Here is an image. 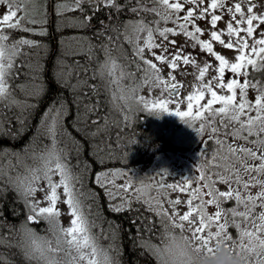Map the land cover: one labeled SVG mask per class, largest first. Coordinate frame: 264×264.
Masks as SVG:
<instances>
[{"label": "snow or ice", "instance_id": "snow-or-ice-1", "mask_svg": "<svg viewBox=\"0 0 264 264\" xmlns=\"http://www.w3.org/2000/svg\"><path fill=\"white\" fill-rule=\"evenodd\" d=\"M149 3L153 7L149 8ZM73 4L74 7L61 5L58 14L62 15L64 11L83 12L84 4L89 5L93 16L102 8L116 9L117 12L123 10L117 0H73ZM136 5L130 11L140 19L126 24L125 32L131 30L130 40H138L141 32H146L147 36L142 46L135 45L134 56L126 64L118 63L112 57V48L105 46L106 60L92 69L91 76H88V69H81L75 63L59 66L58 83L73 92L78 104L82 103L79 93H83V99L102 93L107 97L105 103L110 110L104 117L91 120L89 124V118L100 110V102L97 101L85 104L82 111L78 108L77 123L83 122L94 128L90 139L96 140L106 133L110 135L111 127L119 128L120 122L127 131L132 126L130 114L146 113L157 118L161 114L175 115L199 137L202 148L194 171L182 177L179 183L168 184L163 182L166 176L172 177L167 169L156 172L159 182L152 176L148 184L131 174L129 169L120 172L125 183L119 185L118 190L127 198L128 210L133 203L142 202L162 219L164 228L184 231L187 223L188 236L196 242L198 249L212 253L216 245H223L242 264H264V83L255 79L256 73L264 72V12L257 11L264 4L260 0H136ZM0 7H4L0 13V102H3L0 108L12 112L19 109V115L0 111V135H3L5 122L10 124L15 119L23 126L26 116L34 108L27 101L14 99L10 82L23 74L22 69H27L29 80L22 89L26 95L38 97L44 92V84L38 62L35 67H29L27 61L19 65L16 63L17 58L25 56V46L38 48L39 45L27 39L9 44L10 35L7 33L11 30L29 31L27 23H35V20L29 21L27 5L23 0H0ZM147 15L155 19L146 20ZM93 16H85L70 26H86ZM225 17L228 18L225 28L218 29V23ZM199 21H206L209 28H202ZM160 22H171L174 27L160 28ZM169 35H183L185 44L177 47V41L170 40ZM205 35L207 39L202 38ZM109 44H112L111 38ZM217 44L235 52V62L217 52ZM189 46L193 50L199 47L212 59H206L201 64L192 52L187 51ZM145 50L154 59L146 58ZM133 64L136 66L134 71L130 70ZM177 73L184 79H178ZM228 73L233 75L226 81ZM190 75L193 81L189 84L186 79ZM240 76L244 77L243 83L238 79ZM89 79H100V83L89 85ZM144 87L148 88L149 95H137ZM249 89L259 93L254 102L247 98ZM205 100L206 103H202ZM112 112L117 113L119 122L109 125ZM65 116L63 103L50 106L44 113L42 135L50 136L54 142L63 138ZM7 134L11 135V132ZM134 143L135 133L124 144L125 160L129 146ZM209 144L213 145L211 151ZM15 155L8 152L0 155V184L3 185L0 191L15 190L24 197L32 212L27 216L28 222L46 220L54 232L63 235L62 238L58 235L53 244L52 241L41 240L25 226V231L13 228L8 235H0V240H8L9 248L18 247L24 257L44 260L46 264H116L115 258L108 255L112 249H102L98 237L91 234V228L96 225L89 221L82 208L91 193L83 183V173L73 174L66 151L54 146L46 156L40 157L45 161L42 167H28L23 173L17 170L18 165L13 164L11 159L7 164L3 162ZM114 175L112 172L98 174L96 182L104 179L107 186L117 187L107 179ZM54 176H59L58 182L53 180ZM40 181L46 184L40 187ZM193 184L196 186L192 187ZM218 184L226 185L227 190H220ZM61 188L65 197L62 202L69 207L73 217L72 226L66 229L56 227V218L60 214L57 209L60 202L58 190ZM253 188L258 189L255 194L251 191ZM37 191L45 192L43 201L29 199ZM153 192L155 195H152ZM171 192L186 194L188 198L181 200L177 196L171 199ZM161 195L171 207V213L164 208L159 199ZM41 203L48 206L40 207ZM229 203L234 206L227 207ZM182 204L187 210L180 214L178 206ZM209 207L215 211L209 213ZM114 210L119 212L124 209L116 207ZM231 228L237 230V238L230 234Z\"/></svg>", "mask_w": 264, "mask_h": 264}, {"label": "trees", "instance_id": "trees-1", "mask_svg": "<svg viewBox=\"0 0 264 264\" xmlns=\"http://www.w3.org/2000/svg\"><path fill=\"white\" fill-rule=\"evenodd\" d=\"M25 2L23 0V3ZM62 2L58 0L51 1L52 16L50 18L49 0H40V5L36 4V12L33 17L29 16L30 20H35V23H27V27L32 30H11L9 32L11 41H14V35L18 38L22 35L39 45L38 48L25 46L23 49L25 56L17 58L16 63L19 65L27 61V63H32L33 67L37 62L39 63L44 92L38 97L27 95L23 97L20 92H17L18 87L16 85L26 84L29 80L27 69H22L23 74L11 81L14 95L19 96L18 99L21 101L33 104L34 108L26 116V123L23 126L18 124L15 119L10 124L5 122L3 129L5 134L0 135V154L3 155L5 152L18 154L22 151V148L25 145L27 146L28 142L33 139L34 134L39 133L36 126L45 112L44 109L47 110L54 103H63L66 108L63 123L65 131L67 129L69 134V139L67 140V135L57 139L65 151L71 150L68 151L67 160L73 163L71 164L72 172L73 174L83 173V183L87 186L86 190L91 192V197L84 202L90 207L89 217L91 222L96 225V227L91 228L92 234L96 235L100 242L106 238L104 245H112L110 255L115 258L116 264H156L153 254L141 245L143 242L150 241L154 235L152 233L157 217L155 213L146 210L148 208L142 202L139 207L137 203L131 205V210H128L129 207L119 212L111 210L107 206L105 187L98 186L99 183L95 182L96 176L93 171L99 166H103V168L110 166L113 161L104 159L111 157L107 154L110 146L118 147L117 150L120 151L134 133L136 143L129 146L127 160L120 153V157L116 159L119 160L117 163L121 165V168L126 167L125 164L132 160L135 167L138 163L145 165L150 161L153 151L161 148V146L163 147V144L167 143L168 140L161 132L152 128L154 116L146 113H136L132 126L128 127L127 131H124V125L120 123L119 128L111 127L110 135L106 133L105 136H101L96 140L90 139V134L95 129L86 126L83 122L77 123L79 118L78 108L82 111L85 104L100 102L98 114L89 118L90 124L91 120L104 117L108 113L106 106L103 105L105 104V97L93 94L90 99H83V93H79L82 103L78 104L77 97L73 95V92L58 83L59 66L63 63L78 64L81 69H88V76H91L92 69L100 65L98 59L102 55L104 56L105 46L112 48L114 54L122 56L119 58L124 63L120 61V64L127 63V48L121 39L123 17L127 10L122 8V11L117 12V10L111 11L109 8H102L93 16V11L87 4L86 7H83V12L66 11L60 15L58 14L61 11L60 6L66 5L64 0ZM85 16H93L86 26L77 24L73 27L64 24L62 21L66 18H72L75 20L73 23H75L83 20ZM101 22H103V25ZM101 32L104 35H97ZM110 38L112 44H109ZM113 44L115 47H113ZM81 75L83 76V73ZM74 82H76L75 79L72 80L73 84H75ZM88 83L89 85H97L99 81L89 79ZM84 91H88V89ZM1 110L9 112L10 115H19L18 109L14 112L6 108H0ZM136 115H138V118L135 119ZM115 119L119 122V116L111 114L108 124H115ZM8 132H11V135H8ZM118 136L120 137L119 140L117 139ZM42 137H45V143L48 135H42ZM141 146H144V148H141ZM15 156L5 159H11V162L14 163L17 161ZM105 161L108 163H104ZM25 223L26 207L19 194L11 189H6L5 192L0 191V235H8L13 228L23 232ZM33 224L38 229V227H41L42 222L41 224ZM94 229L98 232L95 233ZM147 231H149L148 234ZM101 232L104 235L107 234L106 237L103 236L102 238ZM159 239L156 240L159 241ZM13 242L15 243V240ZM8 244V240H0V262H4V264H40L36 259L24 257L18 247L9 248Z\"/></svg>", "mask_w": 264, "mask_h": 264}, {"label": "rangeland", "instance_id": "rangeland-1", "mask_svg": "<svg viewBox=\"0 0 264 264\" xmlns=\"http://www.w3.org/2000/svg\"><path fill=\"white\" fill-rule=\"evenodd\" d=\"M39 1L40 0H26V2L24 3L25 5H27V11H28L30 17H33L34 13L36 12V4H39ZM58 1H61V3H63L62 2L63 0H58ZM64 1L66 2V3L64 2V4H66L65 5L66 7H74L73 0H72V2H71V0H64ZM151 7H153L152 4H150V8ZM3 11H4V7H0V13H2ZM64 12H66V11H64ZM151 18L153 19L155 17H153L151 15ZM30 19L31 18H29V21H31ZM62 21H63L64 24L70 25V23H73V21H75V20L72 19V18H66V19H63ZM62 21H61V23H62ZM226 22H227V20H224V21L219 22L218 25H217V28L218 29H224L225 26H226ZM59 24H60V21H59ZM201 25H202V28H206V29L209 28V25L206 23V21H204ZM158 27H160V28H164V27H174V25L171 22H168V23L160 22L159 25H158ZM30 30H32V29H30ZM7 34H9V33H7ZM146 36H147V33L146 32H141L140 33V38L138 40L141 41V42H143V40H144V38ZM14 37H15L14 38V41H11V39H10V41H9L10 44L11 43H14L15 41L20 40V39H27L29 41H32L31 39H28L26 37H23L22 35L19 36V38L17 36H15V35H14ZM202 38L203 39H207V35H205ZM156 39H157V42H159V39L160 38L158 36L156 37ZM169 39L170 40H172V39L176 40L177 41V44H179V45H184L185 44V37L183 35H178V36H174V37L171 36V35H169ZM216 47L219 50V53L220 54L224 55L226 58H228L230 61L233 62V60L235 58V55H236L235 52H233L231 50V53H229L228 51H225V49H223V47L220 46V45H218V44L216 45ZM224 53H226V55ZM147 58L148 59L149 58L150 59H153L152 57H147ZM28 66L29 67H33V64L28 62ZM164 68H165V73L164 74L166 75L167 74V66L165 65ZM189 70H191V69H189ZM177 78L178 79H184V77H182L179 73H177ZM98 81L100 83V79H98ZM192 81H193V77L191 75L188 76L187 79H186V83H189L190 84ZM74 83H76V82H74ZM25 85L26 84H23V83H20L19 85H16V87H18L17 92H20V94L23 97H26L25 92L22 90L23 89V86H25ZM12 90H14V88H12ZM190 90L191 89L189 88L188 91H190ZM136 94L137 95L143 94V95H145L147 97L149 95V90H148L147 87H144L143 89L139 90ZM185 94H187V93H185ZM27 96H30V95H27ZM101 96L104 97V94L102 93ZM18 97L19 96H17V95L15 96L14 95V99L16 101H21V100L18 99ZM2 103L3 102H0V104H2ZM133 107H135V106L133 105ZM2 109H4V108H2ZM47 110L44 109L45 112ZM106 110H107V112H109V110H110L109 109V106L106 107ZM44 113L42 114L41 119L38 122V125L36 126L37 127V130H39V133L38 134H34L33 139H31L28 142L29 144L27 146L25 145L22 148L23 150L20 151L18 154H16L17 156H15L17 161L14 162L13 164L18 165L17 170L19 172H21V173H23L24 170H25V168H28V167H32V168H40V167H42L43 164L45 163V161L42 160V159H40V157L41 156H46L47 155V152L49 150L53 149L54 146L56 148L63 149L60 146L58 139L54 142L53 139L50 136H48L47 140L44 143L45 137H42V133H41ZM111 114H114V116H118L117 113H115V112H112ZM130 115L132 116V114H130ZM164 115H165V118H167V120H168V121H166V123L168 124L166 126V129H169L170 132H172L174 134V136L172 135V133H170V132L167 133V132H165L163 130L162 131L163 132L162 135L165 134L166 138L170 139L171 141H169L167 139L168 142L167 143H164L163 144V147L161 146V148H158L155 151H153V154L150 156V161L153 162V163H152V165L148 169L142 170L139 174H135V173L133 174L134 176H139V179L140 180H143V182L145 184H148L149 183L150 177H152V176H155L156 181L159 182L160 181V177L159 176H156V172L159 171V170H161V169H167L168 172L172 176V177L166 176L164 178L163 182L165 184H168V183H179L182 180V177L189 176L190 175L187 172L188 171L187 169H185L182 166H180L184 162H190V156H187L185 153L182 154L178 149H175V148L172 147V144H174L173 141L174 142L177 141L179 139V136L182 138L183 144H186L187 145V143H186L187 137L185 136L186 133H184L182 131L179 132V129H177L176 123H175L176 120H177V118H176L175 115H172V114H164ZM115 118H117V117H115ZM160 120H161L160 117L159 118H156V120L153 121V125L152 126H157V123ZM117 122H118L117 119H115V122L114 123H117ZM120 123L122 124V122H120ZM158 129H160V128H158ZM65 136H66V138L68 140L69 139V137H68L69 134L67 132V129L65 131ZM168 144H170V145H168ZM141 148H144V146L143 147L141 146ZM110 149H111V151L108 150L107 154H109V156H111V157H107L108 159L107 158H104V159H106L107 161H109V160L112 161L113 160V161L118 162L119 160L117 161L116 159H118L120 157L119 156V153L123 156V149H121L120 151H118L117 150L118 147H113V146H110ZM190 150L191 149H184L185 152H188ZM68 151H71V150L68 149L66 151L67 155H68ZM128 153H129V151H128ZM0 155H2V154H0ZM17 157L19 159H17ZM99 159H101V158L99 157ZM8 160L9 159H5L4 160V163L7 164ZM107 161H105L104 163H106ZM191 161L193 162V158L191 159ZM67 162L69 163V165L71 167L72 166L71 164H73V163L72 162H69L68 160H67ZM141 167H144L145 168V167H148V165L147 164L141 165ZM71 169H72V167H71ZM118 169H119L118 167H117V169H113L112 168V170L110 169V167L106 169V171L111 170V172H113L115 174L114 176L107 177V179L108 180H112L113 183L117 186V187H111L112 189H106L105 190V193H106V196H107V206L110 207L111 210H114L115 209L114 207H121V208L126 207V206L129 207V205L127 203V198L124 196V194L122 192H120L118 190V186L125 183V179L120 177V172L121 171L118 170ZM123 171H124V169H123ZM98 174L99 173H96V177H97ZM53 180L55 182H58L59 181V176H54L53 177ZM101 182L106 183V181L104 179H101ZM45 184H46L45 181H40L39 182V186L40 187H43ZM138 186H139V184H137V187ZM0 187H3V185L0 184ZM5 190L6 189H4L3 191L5 192ZM145 191H147V189ZM109 193H111V195H109ZM58 195L60 196V202L57 204V209H58V211H59L60 214L56 218V220H57L56 227L57 228H65L66 229V228L72 226L71 221H72V218L73 217H72V214H71V211H70L69 207L62 202L65 199V197L63 196V189L62 188L58 190ZM152 195H155V193L153 192ZM19 196L22 199V201H23V203H24V205L26 207V223L24 224V226H27V230L33 231L36 236H38L39 238H41V240L52 241L53 244L55 243L58 235L61 236V238H62V235L63 234L54 232L53 231V228H52V225H50L46 220H40L42 222V225H41V227H38V229H36L34 227V224L32 222H28L27 221V215L28 214H32V212H31V210L29 208V205L25 202L24 197L21 196L20 194H19ZM44 196H45V192L37 191L35 193V196L34 197H29V199L34 200V201L35 200L43 201L44 200ZM177 196H179L181 198V200H187V198H188L186 194H182L180 192H171L170 193V198L171 199H175ZM159 199L164 203V208L166 210H168L169 213H171L172 209L167 204L166 200L164 199V196L161 195L159 197ZM112 203H114V204H112ZM137 204H138V207H139V205H141V203H137ZM39 206L40 207H44V206H48V205L46 203H41ZM82 208H83L84 214L88 217L89 221L91 222V219L89 217L90 207L88 205H86V203L84 202ZM178 208H179L180 214H183V212L187 210L186 205H183V204L180 205V206H178ZM146 210H148V209H146ZM40 221L38 223L41 224ZM177 222H179V221H177ZM154 224H155V228H154L153 233H152V234H154L153 237L151 238L150 241L143 242L141 244L142 246L145 247L146 250H149L150 253H152L151 249L154 246V244L159 242L156 239H159L160 238L161 232L164 229V224H163L162 219L160 217H156V221L154 222ZM188 227L189 226L187 225V223H185L184 229L187 231V234H188ZM25 230H26V227H24V231ZM156 230H157V232H156ZM94 231H95V229H94ZM176 231H180V230L177 229ZM97 232L95 231V233H97ZM148 233H149V231H147V234ZM91 234H92V232H91ZM106 235H104V233H103L102 234V238H103V236L106 237ZM105 242H106V238L104 240H101V242L98 239L99 246L102 249L108 250L109 248L112 247L111 244H109L107 246L104 245ZM63 246L64 247H67L66 244H64ZM110 253H111V251L108 252V255L111 257ZM36 260L40 264H46V261H44V260H40V259H36Z\"/></svg>", "mask_w": 264, "mask_h": 264}, {"label": "flooded vegetation", "instance_id": "flooded-vegetation-1", "mask_svg": "<svg viewBox=\"0 0 264 264\" xmlns=\"http://www.w3.org/2000/svg\"><path fill=\"white\" fill-rule=\"evenodd\" d=\"M260 2L262 3V4H264V0H260ZM117 3L119 4V6L121 7V8H126V10H127V13L124 15V17H123V19H124V22H123V25H122V27H121V30H122V36H121V39H122V41L124 42V44H125V46H126V48H127V50H126V52L128 53V60H130L133 56H134V53H135V45L136 44H139V45H143V42H141V41H139V40H137V39H135V38H133L132 40H130L129 39V37L131 36V30H129L128 32H125V25L126 24H131V23H133V22H135V21H137V20H139L140 19V16H137L136 14H134V13H132L131 11H130V9L131 8H133V7H136L137 5H136V0H117ZM86 5L87 4H84L83 5V7H86ZM149 8H150V3L147 5ZM111 11H116V9H111ZM257 11L258 12H264V7H262V8H258L257 9ZM143 15V14H142ZM153 19H155V18H153ZM152 18H151V15H147L146 16V20H153ZM228 18L227 17H225V20H227ZM204 22V21H203ZM202 21H199V24H200V26L202 27V23H203ZM124 30V31H123ZM179 46H181V45H179V44H177V47H179ZM224 49V48H223ZM215 50L217 51V52H219V50L217 49V47H216V45H215ZM187 51L188 52H192L193 53V55L194 56H196L197 57V59L199 60V62L201 63V64H203V62L206 60V59H212L211 57H207V55H206V53H202L201 51H200V49H199V47H197L195 50H193L190 46L189 47H187ZM225 51H228L229 53H231V50H228V49H225ZM105 52V51H104ZM112 54V57L114 58V59H117V62L118 63H120V61L122 60V59H120L121 57L119 56V55H117V54H114L113 52L111 53ZM225 55H226V53H224ZM120 57V58H119ZM145 57L147 58V57H152L149 53H148V51L147 50H145ZM153 58V57H152ZM150 59V58H149ZM154 59V58H153ZM99 60V62H100V64H103L104 63V61L106 60V52L104 53V56L102 55L101 56V58H99L98 59ZM127 60V61H128ZM122 62V61H121ZM233 62H235V58H234V60H233ZM122 63H124V62H122ZM135 64H133V65H131L130 66V70H135ZM248 71L249 72H251V68H249L248 69ZM232 75L233 74H231V73H228L227 75H226V77H225V80L227 81V79H229V78H231L232 77ZM249 78H251V77H249ZM238 79L240 80V82L241 83H243V81H244V77L243 76H240V77H238ZM255 79L256 80H259V81H261L262 83H264V72H258V73H256L255 74ZM98 80V79H97ZM259 93L257 92V91H255V90H252V89H249L248 90V100L250 101V102H254L255 101V98H256V96L258 95ZM237 96H239V91L237 90ZM104 97H105V101H106V99H107V97L104 95ZM202 103H206V100L205 101H202ZM103 105H105L106 107L108 106V104H103ZM104 106V107H105ZM217 106H219V105H217ZM105 107V108H106ZM185 107H186V105H185ZM254 114V113H253ZM133 122V118H132V116H131V123ZM176 127H177V129H179V132L180 131H182V132H184V133H186V137H187V141H186V143H187V145L186 144H183V141H182V138L179 136V139L177 140V141H173V143L174 144H172V147L173 148H175V149H178L182 154L183 153H185L187 156H190V162H184L182 165H180V166H182L183 168H186V169H189V172H190V175L192 174V172L194 171V167H195V164H196V162H197V160H198V154L200 153V151H201V148H202V146H201V143H200V140H199V137L196 135V133L192 130V129H190L189 127H187L185 124H183L179 119H177L176 120ZM167 133L168 132H170V130H167L166 131ZM170 133H172V132H170ZM172 135L174 136V134L172 133ZM165 138H166V136H164ZM208 147H209V150L211 151V149L213 148V145L212 144H209L208 145ZM184 149H191L190 151H188V152H185L184 151ZM193 158V162L191 161V159ZM113 161V160H112ZM133 161V160H132ZM108 163V162H107ZM113 164V165H112ZM110 169L112 170V168L113 169H117V167H118V163L116 162V161H113V162H111V164H110ZM108 167H104L103 168V166H99L98 168H96L94 171H93V173H97V172H99L100 170H103V169H107ZM196 185L195 184H193L192 185V187H195ZM217 187L218 188H220V190H227V186L226 185H217ZM251 191L253 192V194H255V192L256 191H258V189L257 188H253V189H251ZM234 206V204L233 203H229L228 205H227V207H233ZM207 211L209 212V213H212V212H214L215 211V209L213 208V207H209L208 209H207ZM213 231H215V227H213V229H212ZM230 234L233 236V238H237V230L235 229V228H231L230 230Z\"/></svg>", "mask_w": 264, "mask_h": 264}, {"label": "clouds", "instance_id": "clouds-1", "mask_svg": "<svg viewBox=\"0 0 264 264\" xmlns=\"http://www.w3.org/2000/svg\"><path fill=\"white\" fill-rule=\"evenodd\" d=\"M152 254L156 264H242L229 248L216 245L215 250L208 253L197 248L186 230L171 228L162 230L159 242L152 247Z\"/></svg>", "mask_w": 264, "mask_h": 264}, {"label": "water", "instance_id": "water-1", "mask_svg": "<svg viewBox=\"0 0 264 264\" xmlns=\"http://www.w3.org/2000/svg\"><path fill=\"white\" fill-rule=\"evenodd\" d=\"M51 1H52V0H49V14H50V18H51V16H52V14H51Z\"/></svg>", "mask_w": 264, "mask_h": 264}, {"label": "bare ground", "instance_id": "bare-ground-1", "mask_svg": "<svg viewBox=\"0 0 264 264\" xmlns=\"http://www.w3.org/2000/svg\"><path fill=\"white\" fill-rule=\"evenodd\" d=\"M113 165V164H112Z\"/></svg>", "mask_w": 264, "mask_h": 264}]
</instances>
